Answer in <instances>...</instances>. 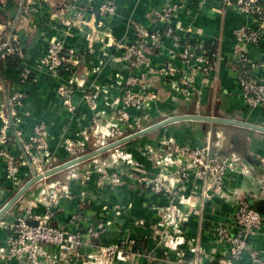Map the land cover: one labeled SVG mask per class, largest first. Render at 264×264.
I'll return each instance as SVG.
<instances>
[{
  "label": "crops",
  "instance_id": "1",
  "mask_svg": "<svg viewBox=\"0 0 264 264\" xmlns=\"http://www.w3.org/2000/svg\"><path fill=\"white\" fill-rule=\"evenodd\" d=\"M103 1L78 0L84 17L77 22L66 0H0V48L13 34L23 49L20 64L0 70V130L8 125L16 135L17 142L9 140L5 149L19 169V177L14 180L0 155V210L34 177L35 171L45 172L74 159L69 144L88 153L96 146L102 127L107 130L114 125L124 126L120 122V100L125 84L141 74L123 61V52L135 39L136 25L151 31L164 28L165 23L155 15L160 10L176 9L171 21L179 29V45L166 39L162 48L149 51L155 72L148 74L144 90L139 84L133 87L145 100L141 116L137 109L129 113L136 131L144 123L151 126L189 114L264 127V111L247 107L236 71L237 61L245 56L256 64L252 78L264 83V44L251 46L234 38L237 28L258 29L260 25L236 4L237 0H116V12L109 17L100 15ZM54 40H61L80 57L73 76L74 113L68 111L58 93L70 75L47 70L40 63ZM216 44L213 73L207 76L195 72L193 55L198 48ZM170 65L176 71L167 79L162 71ZM25 69L30 79L22 82ZM15 92L23 94L17 105L9 101ZM94 92L99 96L93 109L84 96ZM37 123L48 128V146L43 151L35 149L40 159L32 163L23 148L30 143ZM170 142L235 154L238 170L226 177L217 192L209 179L196 175L188 161L167 157ZM181 170L186 171L185 176L178 174ZM85 175L89 177L84 179ZM104 179L106 182L100 184ZM158 180L170 188V193L153 192L151 187ZM52 186L67 188L69 196L49 208L40 199L42 191ZM263 189L264 132L183 120L36 183L0 220V247H6L13 234L12 224L32 208L36 215L49 211L53 214L49 222L52 226L80 236L82 256L69 264H94L101 259L98 253L102 249L118 247L124 240L133 243L123 249V259L116 258L113 264H190L196 254L201 256L202 264H264V227L247 238L250 249L259 253V262L248 254L235 261L229 250L215 240L218 225L224 224L234 233L240 231L233 219L239 199L246 200L264 217ZM74 215L78 216L76 222ZM90 229H96L98 235L89 237ZM48 254L46 264H65L57 247H50ZM0 264L27 263L0 258Z\"/></svg>",
  "mask_w": 264,
  "mask_h": 264
},
{
  "label": "built area",
  "instance_id": "2",
  "mask_svg": "<svg viewBox=\"0 0 264 264\" xmlns=\"http://www.w3.org/2000/svg\"><path fill=\"white\" fill-rule=\"evenodd\" d=\"M66 1L74 9L76 21L82 22L84 11L79 7L78 0ZM236 4L246 14L253 16L260 25L258 29L247 27L237 28L234 32L236 41L247 43L251 46L264 44V2L261 0H237ZM116 9V0H104L100 7V15L104 17L112 16L115 14ZM175 10V8H168L155 13L156 18L165 23L164 28L161 30L151 31L142 25L135 26V39L125 48L122 59L132 71H139L141 77L133 76L127 80L124 94L120 100V103L123 105V109L120 111V122L126 128L120 125H114L107 130L102 127L100 131L97 128V132L99 131L98 141L101 140L102 143L97 149L127 136V134H124L127 130H130L132 133L137 132L135 125L130 122L128 111L133 108L141 109L145 104V100L142 95L134 91L133 87L139 84L144 90L148 74L155 72L150 61V49L157 50L158 48H162L163 42L166 39L171 40L175 45H179V29H175L171 21ZM2 48L5 49L2 54L3 58L15 57L22 61L23 49L17 37L12 36L8 43L2 45ZM184 58L187 59V52ZM214 59L215 54L212 51H206L200 46L197 53L193 55L194 71L199 70L203 74L210 76L213 73L212 64ZM79 62V55L74 50L66 48L61 40H54L40 61L41 65L47 70L54 72L64 71L70 75L66 85L61 86L58 90L60 98L65 102L70 113H74L77 109V106L72 102V98L74 95L73 85L76 82L73 76L76 71V65ZM255 65L254 62L242 56L236 65L237 81L240 86L242 98L247 107L251 109L262 108L264 111V83L254 80L251 76V70ZM170 66V68L162 71V75L167 79L176 71L175 67ZM29 77L30 73L25 69L22 72L21 81L26 82ZM98 96L99 92L88 93L84 96L89 107L94 109L97 106ZM22 99L23 94L15 92L9 98V101L11 104L17 105ZM9 134L10 130L8 125L1 128L0 155L5 158L8 175L16 180L19 177V169L15 164L14 158L5 149L6 144L10 140ZM105 136H110L113 140L108 143H103L102 140L105 139ZM47 138V126L43 123H37L33 128L30 143L24 146L30 162L37 163L39 161L40 157L35 152V149L40 151L45 150L48 146ZM68 151L73 154L74 158L84 154H81L79 148L72 144L68 145ZM167 157H177L188 161L190 167L196 170V175L199 178L209 179L210 184H212L217 192L223 188L226 177L232 171L238 170L237 165L239 159L235 154L231 155L214 151L209 146L193 149L181 146L176 142H170L167 147ZM178 174L185 176L186 171L181 170L180 173L178 171ZM84 179H87V176ZM114 181L119 182L118 178H115ZM151 188L156 194H168L171 191L170 188L159 180L154 182ZM262 194L264 195V189ZM68 196L67 188L52 186L51 189L48 188L42 191L40 200L43 202L46 201V205L52 208L60 199ZM174 210L175 207H173ZM52 215L49 211L44 215H36L33 213L32 208H28L25 214L19 216L17 222L12 224L11 229H13V234L8 237L6 247H0V258L3 260L19 259L27 264H46V259L49 257L48 249L52 246L60 250L61 260L65 264H69L75 258L81 257L82 254L79 249L83 242L80 236L78 234H68L64 230L52 226L49 223ZM72 219L76 222L78 221V216L74 215ZM233 219L235 224L239 226L240 231L234 233L228 226L224 224L218 225L215 227L216 244L226 247L232 259L235 261L241 260L248 254L252 260L259 262V253L250 249L247 238L264 227V217L253 209L246 200L239 199L236 201V211ZM31 221L37 222V225H32L30 223ZM97 235L96 229H90L89 237H96ZM131 243L128 240H124L118 247L113 246L102 249L98 253L101 259L95 260L94 264H113L116 258L122 260L123 249L131 245ZM202 261L201 256L196 254L190 261V264H202Z\"/></svg>",
  "mask_w": 264,
  "mask_h": 264
},
{
  "label": "water",
  "instance_id": "3",
  "mask_svg": "<svg viewBox=\"0 0 264 264\" xmlns=\"http://www.w3.org/2000/svg\"><path fill=\"white\" fill-rule=\"evenodd\" d=\"M9 38V41L12 38ZM5 47V46H3ZM1 49V48H0ZM183 120H194V121H205V122H213L217 124H226V125H238L243 126L251 129H255L261 132H264V127L258 126L255 124H250L243 121H237L232 119H226L221 117H211V116H204V115H182V116H173L170 118H167L165 120H162L158 122L157 124L147 126V124H143V128L135 133L129 134L119 140H116L114 142H111L101 148H98L96 150L90 151L88 153H85L77 158H74L72 160H69L68 162H65L61 165H58L52 169L46 170L45 172H34V177L30 179L20 190L16 192V194L13 196V198L0 210V220L5 216V214L30 190L31 187H33L36 183L43 180L44 178L50 177L54 174H57L59 172H62L68 168H71L73 166H76L80 163H83L85 161H88L90 159H93L95 157H98L100 155H103L107 152H110L114 149H117L133 140H136L140 137H143L151 132H154L156 130H159L160 128H163L167 125H170L175 122L183 121ZM32 225H37V222H30Z\"/></svg>",
  "mask_w": 264,
  "mask_h": 264
},
{
  "label": "trees",
  "instance_id": "4",
  "mask_svg": "<svg viewBox=\"0 0 264 264\" xmlns=\"http://www.w3.org/2000/svg\"><path fill=\"white\" fill-rule=\"evenodd\" d=\"M9 36V35H8ZM8 36L6 37V39L4 40V42H3V44H6V43H8L9 42V40H8ZM203 49L204 50H206V51H212V53H214L215 55H216V53H217V51H218V44H216V45H205L204 47H203ZM4 51H5V49H3L2 48V50H1V55H0V70H2L3 69V67L4 66H6V65H11V64H19L20 63V60L18 59V58H15V57H5V58H3L2 57V54L4 53ZM150 51H156V50H153V49H150ZM30 79V78H29ZM28 81V80H27ZM135 109H137V108H133V109H129V113L131 112V113H133L134 111H135ZM137 110H140L139 112H140V116L142 115V110L141 109H137ZM9 137H10V141H16L17 142V140H16V135H15V133H14V131L11 129V131H10V134H9ZM22 148H23V146H22ZM23 151L25 152V150H24V148H23ZM251 206V205H250ZM253 209H255L256 211H258L261 215H262V212H260L259 210H257L256 208H254L253 206H251Z\"/></svg>",
  "mask_w": 264,
  "mask_h": 264
},
{
  "label": "rangeland",
  "instance_id": "5",
  "mask_svg": "<svg viewBox=\"0 0 264 264\" xmlns=\"http://www.w3.org/2000/svg\"><path fill=\"white\" fill-rule=\"evenodd\" d=\"M132 132L130 131V130H127V131H125L124 132V134H131ZM111 140H113V138L112 137H110V136H105V139H103L102 141H103V143L105 142V143H108V142H110ZM102 145V143H101V140H99V141H97L96 142V146H93V148H92V150H89V152L90 151H93V150H96L97 149V147H99V146H101ZM87 152V151H86ZM86 152H84V153H86ZM81 154H83V153H81ZM109 154H112V153H109ZM108 154V155H109ZM111 156V155H110ZM85 176H87V178L89 177V175H85ZM110 177V176H109ZM106 180V179H105ZM105 180H101L100 182H106ZM86 182V181H85ZM100 184H102V183H100ZM44 203H45V205L47 204V202L46 201H44Z\"/></svg>",
  "mask_w": 264,
  "mask_h": 264
}]
</instances>
